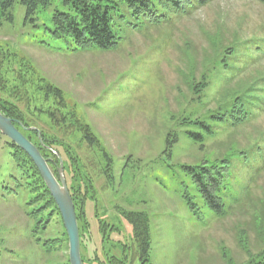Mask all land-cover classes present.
<instances>
[{
	"label": "rangeland",
	"instance_id": "rangeland-1",
	"mask_svg": "<svg viewBox=\"0 0 264 264\" xmlns=\"http://www.w3.org/2000/svg\"><path fill=\"white\" fill-rule=\"evenodd\" d=\"M20 1L14 7V22L0 27V75L6 82H0V99L9 98L30 116L33 128L63 160L68 187L86 191L82 182L71 181L75 166L70 154L88 165L90 197L83 210L80 203L76 208L82 214L78 224L85 264H111L109 256L121 258L124 246H131L133 229L124 212L147 215L152 264H228L223 248L235 263H242L248 257L239 243L241 231L251 250L260 251L264 247V112L242 129L209 139L204 151L181 135L171 159L162 152L169 130L191 104L186 77L199 79L210 68L213 84L208 94L217 95L230 75L213 71V59L229 45L246 47L248 40H264V5L255 0H210L188 15L169 14L160 23L124 27L120 45L103 51L53 39L55 13L73 14L63 0H52L36 22L26 20ZM29 72L35 77H28ZM263 74L264 59L246 76ZM39 78L63 92L64 114L69 113V119L76 116L99 139L112 162L109 182L101 173L106 166L102 153L89 148L81 133L64 132L48 117L56 102L40 91ZM7 91L15 92L16 98ZM29 135L37 142L35 134ZM6 142L0 137V264H64L69 260L65 243L60 250L53 247L51 254L44 248L48 238L65 239L64 224L54 220L51 232L37 227L45 218L42 203H32L39 193L18 188L27 175L17 167ZM232 143L240 149H260L263 155L248 166L235 162L231 182L240 200L227 201V215L216 218L183 165L221 156ZM48 156L59 172L56 158ZM36 210L40 212L33 215ZM102 225L111 227L109 238H104ZM126 255L127 264H132L131 251Z\"/></svg>",
	"mask_w": 264,
	"mask_h": 264
},
{
	"label": "trees",
	"instance_id": "trees-1",
	"mask_svg": "<svg viewBox=\"0 0 264 264\" xmlns=\"http://www.w3.org/2000/svg\"><path fill=\"white\" fill-rule=\"evenodd\" d=\"M63 1L65 5L70 7L73 14L59 11L55 13L53 16L55 30L51 31L53 39L67 40L79 49L97 48L103 51H111L120 45L124 27L136 29L142 23H160V19L167 20V15L169 14L188 15L192 13L197 5L204 6L210 0ZM255 1L264 5V0ZM16 3L17 0H0V27L5 23L14 22V7ZM20 3L26 9V20L36 22L39 13L47 9L51 5L52 0H21ZM244 44H246V47L229 45L218 52L213 59V71L220 70L219 72L230 75L217 95L208 94L213 84L210 68L203 72L199 79L194 75L186 77V82L191 92V104L177 118L175 127L169 130L162 152L163 156L165 155L168 159L172 158L174 150L181 140V135H184L191 143L198 146L200 151H204L209 139L219 137L221 132L242 129L258 119L264 112V74L251 78L246 76L251 67L260 64L264 59V40L252 39L244 42ZM251 45L254 46L250 47ZM30 69L27 70L29 71ZM29 74L28 77H35L30 72ZM0 82L6 83L1 75ZM37 83L40 91H43L56 102L55 110H48L47 112L53 124L59 127L60 130L67 131V133L75 131L81 133L89 148L99 150L102 153L106 166L102 168L101 173L109 182L112 179V162L102 150L101 142L94 135L90 126L80 122L74 115H71L69 119L70 114H64L65 98L60 89L46 84L40 78ZM26 85L27 83H24V90ZM5 89L6 86L3 91ZM13 89L15 90V88ZM7 93H13L12 98H16L15 92L7 91ZM20 99L24 100V97L22 96ZM213 103L215 107H212ZM0 108L5 116L15 120V126L40 149L42 155L48 160L51 170L59 178L58 171L53 166L48 154H52L56 158L55 165L58 166L60 160L52 149L48 147L49 142L43 134L33 128L31 125L33 120L30 116H27L9 98L0 99ZM199 108L203 110H199ZM31 133L35 134L37 142L29 135ZM0 137L6 139V144L13 149L12 156L17 167L27 175V180L25 179L24 184L18 182V188H26L32 192L39 193L32 200V203H42L40 211L45 213V218L37 222V227L44 232H51L54 220L58 219L61 224H63V220L50 190L30 157L1 133ZM236 146L232 143L231 147L221 156H216L212 159L203 157L202 160L194 164L183 165L184 171L191 176L193 184L198 189L203 203L216 218H224L227 215L230 209L227 201L230 199L240 200L239 196L237 197L233 194L234 189L231 182L234 168L236 167L235 162L240 161L239 164L248 166L253 163L255 157L263 155L260 149L255 152L252 148L240 149ZM70 155L69 159L72 162L73 169L75 166L73 172L71 171V181L82 182L84 187H86V191H81L73 186H70L69 190L75 208L80 203L83 210L85 202L90 197L87 188L91 185L92 180L87 171L88 165L80 163L76 158H73V154ZM89 165L92 167L96 166L93 162H90ZM191 206L196 208L197 215H199L198 206L193 202H191ZM40 211L36 210L33 215H37ZM123 215L132 226L133 242L131 246H124V254L121 258L109 256L110 263L127 264L128 256L126 251L129 250L131 251L132 264L136 261H139L140 264H152L150 260V222L147 215L136 212H124ZM77 218L79 223L82 220V214H77ZM102 228L104 238L107 236L109 238L111 227L102 225ZM62 233L65 239L56 236L45 241L44 248L46 253L51 254L53 247L60 250L63 243H65L66 249L69 250V239L64 226ZM239 243L248 258L238 264H264V247L258 252L252 251L249 238L242 231L239 233ZM222 257L228 264H237L233 261L226 248L222 249ZM83 262L85 264L84 259ZM64 264H70V261L68 260Z\"/></svg>",
	"mask_w": 264,
	"mask_h": 264
},
{
	"label": "water",
	"instance_id": "water-1",
	"mask_svg": "<svg viewBox=\"0 0 264 264\" xmlns=\"http://www.w3.org/2000/svg\"><path fill=\"white\" fill-rule=\"evenodd\" d=\"M15 123V120L5 116L0 108V133L30 157L58 206L69 239L70 264H84L76 208L65 177L63 160L60 157L57 178L40 149L15 126Z\"/></svg>",
	"mask_w": 264,
	"mask_h": 264
}]
</instances>
